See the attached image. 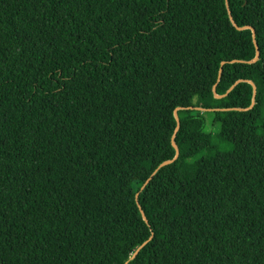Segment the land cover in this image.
<instances>
[{
  "label": "trees",
  "instance_id": "obj_1",
  "mask_svg": "<svg viewBox=\"0 0 264 264\" xmlns=\"http://www.w3.org/2000/svg\"><path fill=\"white\" fill-rule=\"evenodd\" d=\"M0 264H264V0H0Z\"/></svg>",
  "mask_w": 264,
  "mask_h": 264
},
{
  "label": "water",
  "instance_id": "obj_2",
  "mask_svg": "<svg viewBox=\"0 0 264 264\" xmlns=\"http://www.w3.org/2000/svg\"><path fill=\"white\" fill-rule=\"evenodd\" d=\"M238 29H240V30H242V29H246V27H244V28H238ZM252 32H253V39L255 40V31L252 29ZM258 49V48H257ZM259 58V52H258V50H257V56H256V59H255V61L257 60ZM235 86V85H234ZM234 86L229 90V92L234 88ZM214 91H215V89H214ZM228 92V93H229ZM227 93V94H228ZM256 95V87L254 86V96ZM215 96H216V98H222V97H224V96H218L216 93H215ZM226 96V95H225ZM254 102H255V100L253 99V102H252V106H251V108L253 107V105H254ZM177 111L178 110H176L175 111V117H176V120H177V127H176V130H175V132H174V135H173V137H172V140H171V143H172V145H173V147L175 148V150H176V156H175V158H174V160H172V161H169V162H167V163H172L173 161H175L176 159H178V157H179V149H178V146H177V144H176V142H175V137H176V134H177V132H178V130H179V128H180V122H179V118H178V114H177ZM167 163H164L163 165H165V164H167ZM162 165V166H163ZM151 179V178H150ZM150 179H148L147 181H146V183L144 184V186L142 187V190L144 189V187L148 184V182L150 181ZM138 197H139V193H137L136 194V200H137V202H138ZM140 207V206H139ZM140 209H141V207H140ZM141 212H142V216H143V218H144V220L147 222V218H146V216H145V214H144V212H143V210L141 209ZM140 250V249H139ZM139 250L134 254V256L133 257H135L137 254H138V252H139Z\"/></svg>",
  "mask_w": 264,
  "mask_h": 264
},
{
  "label": "rangeland",
  "instance_id": "obj_3",
  "mask_svg": "<svg viewBox=\"0 0 264 264\" xmlns=\"http://www.w3.org/2000/svg\"><path fill=\"white\" fill-rule=\"evenodd\" d=\"M211 142H212L213 145H218L219 147L221 146L219 138H218L217 135H213ZM220 148L222 150H224L226 148V146H222ZM179 171H180V174L182 176H185V175H187L188 173L191 172V168L188 167V166H183ZM239 176H240V172L237 169H233L230 172V179L232 181H237L239 179Z\"/></svg>",
  "mask_w": 264,
  "mask_h": 264
}]
</instances>
